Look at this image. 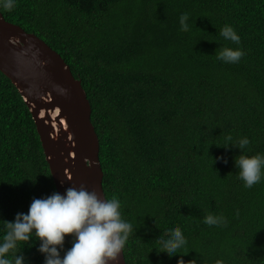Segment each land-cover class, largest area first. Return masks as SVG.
<instances>
[{
	"label": "trees",
	"instance_id": "obj_1",
	"mask_svg": "<svg viewBox=\"0 0 264 264\" xmlns=\"http://www.w3.org/2000/svg\"><path fill=\"white\" fill-rule=\"evenodd\" d=\"M0 11L82 81L106 197L120 199L135 229L127 264H264V180L246 188L235 163L242 151L229 145L247 137L245 155L264 153V0H16ZM226 24L239 45L220 36ZM225 46L246 54L224 63ZM40 136L0 71V221L58 192ZM208 214L222 222L205 224ZM173 226L187 244L170 256L158 240ZM39 245L18 246L24 264H45Z\"/></svg>",
	"mask_w": 264,
	"mask_h": 264
},
{
	"label": "clouds",
	"instance_id": "obj_2",
	"mask_svg": "<svg viewBox=\"0 0 264 264\" xmlns=\"http://www.w3.org/2000/svg\"><path fill=\"white\" fill-rule=\"evenodd\" d=\"M15 3L16 0H0V8L12 10ZM188 20L187 13L181 14L182 31L190 30ZM220 36L237 45L241 41L234 27L227 24L220 30ZM245 54L242 48L225 46L217 59L238 63ZM250 143L249 138L242 137L229 144L242 151L235 163L246 188L264 180V153L245 155L244 150ZM121 207L119 198L101 199L95 191L90 192L84 186L68 187L64 194L54 192L44 198H35L27 213H17L12 221H0V264H24L18 246L34 238L40 242L38 250L45 255V264H114L135 230L134 225L124 219ZM222 219L208 214L204 223L219 225ZM69 236L72 237L71 247L65 248ZM158 243L160 251L174 256L187 244V239L179 226H173ZM178 264L185 262L181 259ZM216 264H223V261L217 260Z\"/></svg>",
	"mask_w": 264,
	"mask_h": 264
},
{
	"label": "water",
	"instance_id": "obj_3",
	"mask_svg": "<svg viewBox=\"0 0 264 264\" xmlns=\"http://www.w3.org/2000/svg\"><path fill=\"white\" fill-rule=\"evenodd\" d=\"M0 71L29 107L58 192L84 186L107 198L100 140L80 79L62 55L0 11ZM114 264H127L124 251Z\"/></svg>",
	"mask_w": 264,
	"mask_h": 264
}]
</instances>
